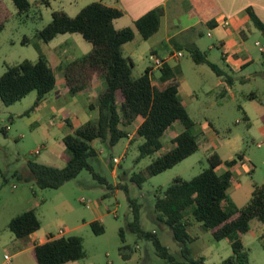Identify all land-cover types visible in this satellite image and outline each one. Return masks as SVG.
Here are the masks:
<instances>
[{
	"label": "rangeland",
	"instance_id": "rangeland-1",
	"mask_svg": "<svg viewBox=\"0 0 264 264\" xmlns=\"http://www.w3.org/2000/svg\"><path fill=\"white\" fill-rule=\"evenodd\" d=\"M27 1L30 8L19 13L11 0H2L6 17L0 19V76L8 67L16 66L24 60L36 62L40 55L57 71L59 65L71 56L68 52L85 55L91 51V44L80 34L58 35L49 44H43L38 39V32L51 22L53 12L64 10L73 15L72 6H85L93 0ZM199 31L201 34L194 38L198 50L204 55L206 53L209 61L215 63L223 75L217 76L207 65L195 64L185 48L180 50L179 79L182 88L192 95L190 101H185L189 118L195 124L189 132L195 137L198 149L176 166L146 177L141 185H137L133 177L139 173L145 175L147 166L157 154L138 159L141 140L135 138V134L130 140L120 139L110 149L100 141L93 143L98 155L90 160V164L109 187L99 183L87 170L81 171L76 178L57 189H40L34 181L23 180L17 174H26L27 163L30 161L62 167L64 156L57 145L60 135L54 131L60 115L52 118L45 108L43 111H30L36 99L35 91L10 106L4 105L0 99V264L4 262V255L12 254L8 238H13V234L8 229V219L19 215L26 207L34 209L41 223L39 236L44 233L54 236L63 229L64 237L76 236L82 239L85 257L67 264H167L156 255L150 241L138 239L135 234L125 230V225L132 220L127 196L141 204V228L155 233L161 244L176 259L182 260L180 245L172 239L169 229L152 220L156 196L175 177L190 180L210 166L208 157L211 154L224 156L227 152L232 154L235 151L236 155H244L253 167V172L244 175L247 186L264 181V140L259 132L263 121L255 113L259 103L250 98L256 95L264 105V35L251 24V30L246 31L243 38V46L245 55H249L252 61L235 71L222 64L215 35L207 37L208 30L204 27H200ZM255 42L260 46H256ZM62 47L67 51L59 55L57 52ZM141 50L144 47L139 48L138 52ZM148 53L147 50L143 58L149 63ZM143 72V69L134 67L132 77L136 78ZM225 78L229 79L230 84L226 83ZM99 80L102 85L104 79L99 77ZM55 91L54 88L42 101L47 98L46 102L49 103ZM205 123L210 125L216 136L213 144L204 142L199 135L200 127ZM129 131L132 132L133 127ZM165 143L169 144L167 141ZM113 159L119 162L114 163ZM120 184L127 187L128 194L117 187ZM94 217L98 218L103 227L100 235H94L87 224ZM78 225L79 228H76ZM192 226L190 222L187 228L191 236L192 233H200L199 239L188 245L193 258H201L203 264H220L231 255L226 240L214 241L201 228ZM120 229H124L123 241L119 236ZM254 229L250 224V231L242 236L243 243L250 263L264 264V251L254 235ZM121 247L130 253L129 259L122 258Z\"/></svg>",
	"mask_w": 264,
	"mask_h": 264
},
{
	"label": "trees",
	"instance_id": "trees-1",
	"mask_svg": "<svg viewBox=\"0 0 264 264\" xmlns=\"http://www.w3.org/2000/svg\"><path fill=\"white\" fill-rule=\"evenodd\" d=\"M11 1L19 13L30 8L27 0ZM246 13L253 26L264 35V23L251 9H247ZM161 15V8L152 9L137 19L132 27L116 30L113 21L122 16V11L101 2L86 5L74 17L62 11L52 13L51 22L38 32L41 43L48 44L58 35L77 33L92 46L89 53L66 65L64 79L70 94L88 89L94 75L104 79L94 102L89 104L91 110H97V117L63 137L62 144L70 155L64 167L30 161L26 174H17L19 177L34 181L40 189H57L87 170L99 183L109 187L90 164V160L98 155L91 143L100 141L107 148H112L120 139L128 138L127 128L138 118H141L135 131V138L141 140L138 159L156 155L165 145L164 133L175 122H180L185 130L172 140V146L167 151L147 166L146 176L139 173L133 177L137 185H141L146 177L176 166L197 151L195 138L189 133L194 124L178 97L177 71L164 63L159 68L156 82H152L148 69L134 78V64L123 52V46L131 42L136 34L142 40L152 36L158 30ZM2 17H6V10L0 2V19ZM186 50L195 64L207 65L217 76L223 75L220 68L208 61L195 46L191 45ZM225 81L230 84L229 79L225 78ZM55 85L54 69L40 55L36 62L24 60L5 70L0 76V99L4 105L10 106L35 91L36 99L30 108V111H35ZM241 157V154H237L225 165L232 167ZM208 160L210 166L207 169L190 180L175 177L155 198L152 220L169 229L172 239L180 245L182 260L176 259L155 233L141 228V204L129 196L127 202L132 220L125 225V230L135 234L138 239L150 241L156 255L167 264H203L201 258L191 256L188 247L193 238L187 228L190 222H195L202 231L210 232L215 241H230L231 255L220 264H251L240 237L250 230L252 220L264 225V186L254 184L249 201L243 207L236 208L228 202L227 196L231 173L216 174V168L222 163L216 153L211 154ZM117 187L128 194L125 185ZM7 226L16 238H25L39 230L40 222L34 209H29L10 219ZM89 226L94 235L103 233L98 221L91 222ZM119 236L123 241L124 229L119 230ZM120 253L122 258L129 259L130 253H126L124 247L120 248ZM32 257L36 264H67L83 259L85 252L80 237L51 236L48 241L32 249Z\"/></svg>",
	"mask_w": 264,
	"mask_h": 264
},
{
	"label": "crops",
	"instance_id": "crops-1",
	"mask_svg": "<svg viewBox=\"0 0 264 264\" xmlns=\"http://www.w3.org/2000/svg\"><path fill=\"white\" fill-rule=\"evenodd\" d=\"M0 2L2 3V0H0ZM93 2H101L107 7L117 8L122 11V16L113 21V26L116 30L132 27L137 19L141 18L152 9H162L158 30L147 40H142L140 36L136 34L131 42L126 43L123 46V52L124 55L125 53L127 54L126 57H129L132 60L134 67L143 69L144 71L146 69L149 70V77L152 82L157 81V78L159 77V68L153 66L150 59L151 56L159 58L163 63H167L172 69L176 70L179 81V86L177 88L178 97L186 111V101H190L192 95H189L188 92L182 88V83L179 79L181 73L179 58L181 56H177V54L181 53L180 50L182 48L186 49L191 45L197 48L194 38L201 34L199 28H206L208 30L207 37L209 38L215 35L219 43L218 47L221 53L222 64L226 65L229 69L236 71L242 69L252 61L249 55H245V49L243 46L245 33L246 31L251 30L252 24L246 10L251 9L255 16L264 23V0H93L91 3ZM85 6H72L71 14L73 15H69V13H66L64 10L61 11L69 17H74ZM224 22H228V26L225 27ZM256 43L258 45H256ZM255 45L260 46L258 42H255ZM141 47H144V50L138 52V49ZM147 50L149 51L147 56L149 63L143 58V54ZM66 51L67 49L62 47L57 53L59 55H64ZM260 51L263 52L261 48ZM68 53H70L71 56L65 59V62L63 63L65 65H59L57 71L54 69L56 79V85L54 88L56 91L50 96L51 101L47 103L46 98L44 101H41L39 107L35 110L43 111V108H45L48 110V114H50V117L52 118H55L57 114L60 115V119L55 123L54 131L60 135V140L57 145L59 147V152L64 156L62 167L65 166L70 156L62 144V139L64 136L70 134L75 128L97 117V110H91L89 104L91 100L94 102L97 90L103 85H100L102 82L99 80V77L94 75L88 89L70 95L63 77L64 67L70 62L83 56V54H80L79 52L77 54L71 52ZM205 56L209 61L206 53ZM61 58L63 57L61 56ZM60 62L62 63V61ZM250 98L259 103L255 109V113L258 115L259 119L263 121L259 132L264 140V105L257 99L256 95H251ZM78 103L79 105L77 106ZM245 119L248 120V117L245 116ZM140 122L141 118H138L134 124L127 128L128 132H131L129 131V128L133 127V131L129 134L128 140L132 139ZM193 127H195V124L189 129L190 132ZM184 130V126L180 122L172 124L164 133L163 141L165 145L157 153V156L167 151L172 146V140ZM199 135L202 136L204 142H210V144L214 143V138L216 137L213 130L210 128V125L207 123L200 127ZM165 141L169 144L166 145ZM94 142L91 143L92 146ZM234 154L235 151L232 154L227 152L224 156L217 154L222 163L216 168V174L221 175L226 171L231 173V184L227 191L228 202L234 204L236 208H241L251 197L253 186H247V182L245 181L246 177L244 175L253 172V167L251 162L246 160L242 154L241 159L237 161L236 164L232 167L226 166L225 162H229L236 157V154L235 156ZM257 185L264 186V181H261V183H258ZM26 208V210L32 209L29 207ZM12 218L13 217H10V219ZM10 219L8 220L10 221ZM93 221H98V218L94 217L91 221H88L87 224H90ZM192 224V227L200 229L198 223L192 222ZM250 224L255 228L254 235L259 240L264 251V225L256 220H252ZM79 226L80 225L76 228H79ZM41 229L42 226L40 223L39 230L25 238H16L14 235L13 238H8V245H11L12 254L10 256L4 255V262L1 264H36L32 257V249L37 245L45 243L51 238V236H53L51 233H44L39 236ZM206 233L211 236L210 232L207 231ZM199 234L200 233L198 232L195 234L192 233L193 242L199 239ZM242 236L240 237V240L246 249ZM53 237L58 236L56 234ZM223 240H226L230 246V241L228 239ZM5 256L8 257V260H5Z\"/></svg>",
	"mask_w": 264,
	"mask_h": 264
},
{
	"label": "built area",
	"instance_id": "built-area-1",
	"mask_svg": "<svg viewBox=\"0 0 264 264\" xmlns=\"http://www.w3.org/2000/svg\"><path fill=\"white\" fill-rule=\"evenodd\" d=\"M224 26H225V27L228 26V22H224ZM256 45H258V44L256 43ZM177 56H181V53H178ZM150 59H151V61H152V63H153V66L156 67V68H160V67L162 66V64H164V63L162 62V60H160L159 58H157V57H155V56H151ZM113 162H114V163H118L119 160H117V159H113ZM64 234H65V231H64L63 229H60V230L58 231V233H57V236H58V237H61V236H63ZM5 260H8V257H7V256H5Z\"/></svg>",
	"mask_w": 264,
	"mask_h": 264
}]
</instances>
